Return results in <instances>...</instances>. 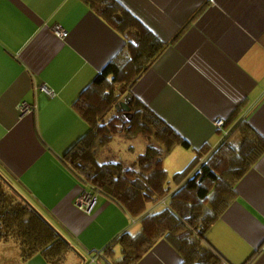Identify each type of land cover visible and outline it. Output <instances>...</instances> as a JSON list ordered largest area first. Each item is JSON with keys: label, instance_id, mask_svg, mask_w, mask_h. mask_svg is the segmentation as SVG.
Here are the masks:
<instances>
[{"label": "crops", "instance_id": "obj_1", "mask_svg": "<svg viewBox=\"0 0 264 264\" xmlns=\"http://www.w3.org/2000/svg\"><path fill=\"white\" fill-rule=\"evenodd\" d=\"M117 1L166 44L132 93L190 144L170 153L183 148L191 163L206 146L212 152L227 137L237 141L241 122L264 139V0ZM125 46L83 0H0V165L71 244L64 264H103L99 256L113 246L116 257L118 237L141 226L104 195L90 213L80 210L88 187L63 161L89 130L76 101ZM21 103L33 113H21ZM185 182L172 183L170 196ZM205 243L221 264H264V155ZM180 262L177 247L161 239L136 264ZM0 264L48 263L40 255L25 259L6 242Z\"/></svg>", "mask_w": 264, "mask_h": 264}, {"label": "trees", "instance_id": "obj_2", "mask_svg": "<svg viewBox=\"0 0 264 264\" xmlns=\"http://www.w3.org/2000/svg\"><path fill=\"white\" fill-rule=\"evenodd\" d=\"M83 1L122 34L126 46L76 101L74 107L89 130L63 161L88 191L108 197L141 224L137 232H125L116 240L120 258L114 257L113 246L99 257L106 264H136L167 239L177 247L180 264H221L206 245V234L235 200L239 181L264 155V139L241 122L237 141L227 137L212 152L206 146L170 181L163 164L166 154L190 144L132 93L166 44L117 0ZM118 135L149 141L134 167L108 158L99 161L101 150ZM182 180L186 182L170 196L171 183ZM6 242L18 245L25 259L40 255L48 264H64L74 251L0 165V243Z\"/></svg>", "mask_w": 264, "mask_h": 264}, {"label": "rangeland", "instance_id": "obj_3", "mask_svg": "<svg viewBox=\"0 0 264 264\" xmlns=\"http://www.w3.org/2000/svg\"><path fill=\"white\" fill-rule=\"evenodd\" d=\"M149 144V141L142 136L137 137H131L128 135H118L115 137L113 142L107 146L106 148L102 149L101 151L103 153L100 154L99 161H107L108 160L112 162H124L125 166H135L133 164H136L137 161H135L138 157V155L144 154L147 146ZM133 148V149H130ZM183 148L178 149L176 151H172L166 154L164 158V167L168 169L169 172V180L172 181V177L176 172H180L187 168L189 166V163L187 162L185 155H183ZM99 156V155H98ZM179 160L181 162V165H179ZM173 184L171 183V186ZM116 258L121 257V250L120 247H118ZM90 261V260H89ZM89 261H83L81 260L79 264H89ZM103 264H106V260L100 261Z\"/></svg>", "mask_w": 264, "mask_h": 264}, {"label": "built area", "instance_id": "obj_4", "mask_svg": "<svg viewBox=\"0 0 264 264\" xmlns=\"http://www.w3.org/2000/svg\"><path fill=\"white\" fill-rule=\"evenodd\" d=\"M55 32L59 37H62L65 32L63 29L59 26L55 27ZM42 91L47 93L50 96H53V92L50 91L47 87H42ZM18 109L23 114H31L34 111V107L28 103H21L18 105ZM224 124L223 121H218L216 123L217 127H222ZM97 203V196L91 193L90 191H87L81 195L77 201V207H79L81 210H83L86 213H90L94 206Z\"/></svg>", "mask_w": 264, "mask_h": 264}, {"label": "bare ground", "instance_id": "obj_5", "mask_svg": "<svg viewBox=\"0 0 264 264\" xmlns=\"http://www.w3.org/2000/svg\"><path fill=\"white\" fill-rule=\"evenodd\" d=\"M63 36H65V34H64ZM63 36H62V37H63Z\"/></svg>", "mask_w": 264, "mask_h": 264}]
</instances>
